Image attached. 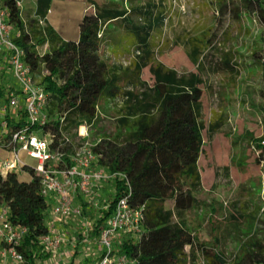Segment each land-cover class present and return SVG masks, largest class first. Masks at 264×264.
I'll list each match as a JSON object with an SVG mask.
<instances>
[{
  "label": "trees",
  "instance_id": "trees-1",
  "mask_svg": "<svg viewBox=\"0 0 264 264\" xmlns=\"http://www.w3.org/2000/svg\"><path fill=\"white\" fill-rule=\"evenodd\" d=\"M17 1L1 0L13 29L12 40L24 51L25 63L48 94L46 112L51 121L43 127V133H54L51 147L66 136L71 141L63 149L71 151L80 142V126L86 122L94 127L104 103L111 104L118 114L108 132L98 131L94 136L92 150L97 160L91 169L119 174L103 183L110 186L106 198L99 196L101 206L106 208L93 207L84 196H76L82 217L75 219L80 226L66 240L73 251L71 262L82 247L92 252L91 257L83 258H96V240L106 220L118 199L130 191V206L142 213L139 230L121 234L114 243V252L125 253L127 264H264V218L253 217V233L227 258L200 240L185 217L200 204L198 161L205 129L202 71L216 49L212 29V33L206 32L199 61L196 57L201 50L197 44H192L188 52L195 69L179 73L155 58L156 38L168 17L163 3L88 0L86 8L92 7L93 11L83 14L78 38L68 40L47 22L53 0H35L28 19L23 18ZM240 5L264 23V0H241ZM218 6L220 14L232 12L240 18L234 0H218ZM110 24L124 32L123 38L107 35ZM191 36L192 32L187 31L178 35L177 41L184 42ZM44 44L47 49L40 54L38 47ZM101 49L106 58L124 54L132 58L124 66L122 62L110 63ZM229 55L225 53L218 62L209 63L213 73L237 72ZM146 68L151 82L142 79ZM14 88L0 86V105ZM260 95L264 98V88ZM1 120L6 126L4 129L0 123V133L7 137L29 126L23 106L1 116ZM256 150L257 162L264 163V144L256 141ZM24 169L30 174L27 181H21L16 172L0 174V206L8 209V221L14 227L25 230L15 246L22 261L3 260L0 256V264H43L51 258L40 240L49 232L46 220L51 201L41 194L39 177L31 168ZM9 247L0 240V252Z\"/></svg>",
  "mask_w": 264,
  "mask_h": 264
},
{
  "label": "rangeland",
  "instance_id": "rangeland-1",
  "mask_svg": "<svg viewBox=\"0 0 264 264\" xmlns=\"http://www.w3.org/2000/svg\"><path fill=\"white\" fill-rule=\"evenodd\" d=\"M240 2L234 0V5L239 6L240 18L237 19L232 12L226 16V12L220 14L218 0L154 1L163 3L168 10L161 35L156 38L155 54L156 60L167 67L179 73L194 70L195 65L188 57L192 44H197L201 50L196 57L199 61L205 49L206 32H214V56L205 61L202 71L205 129L203 152L198 161L202 183V189L197 193L200 204L185 217L200 240L214 246L227 258L253 233V217L264 218V163L257 162L256 150V141H264V98L260 95L264 88V23L256 13L252 14L250 10L248 13ZM88 4V0H53L49 22L63 38L75 40L83 14L93 11L92 7L86 8ZM21 6L23 18L28 19L35 8V0H22ZM41 24L45 25V22ZM187 31L192 32V36L184 42L177 41V36ZM123 33L115 24L108 26L110 37L123 38ZM46 49V44L38 47L40 54ZM101 52L106 58L105 51L101 49ZM225 53H230V62L236 63L237 72L213 73L209 63L218 62ZM131 58L132 55L124 54L119 58L108 55L106 59L110 63L122 62L124 66ZM9 66L5 63L0 70L12 80ZM142 79L151 82L147 68L142 72ZM9 83L17 86L13 80ZM116 117L118 114L111 104H102L95 126L89 127V142L95 141L98 131L108 132ZM208 128L213 130L212 133ZM79 132L84 133V127L79 128ZM19 156L29 165L36 163L22 151ZM17 176L21 181L30 179V174L25 171H17ZM109 191L110 186L103 184L99 196L106 198ZM67 221L68 224L63 223L66 232H61L66 240L80 226L75 219ZM66 240L60 252L63 246L69 245ZM63 258H58V263L67 264L68 259ZM52 259L43 264H55L50 263Z\"/></svg>",
  "mask_w": 264,
  "mask_h": 264
},
{
  "label": "built area",
  "instance_id": "built-area-1",
  "mask_svg": "<svg viewBox=\"0 0 264 264\" xmlns=\"http://www.w3.org/2000/svg\"><path fill=\"white\" fill-rule=\"evenodd\" d=\"M17 5L22 7V0H18ZM10 30L7 10L0 0V53H7L13 81L17 84L7 92L6 101L0 105V115L5 116L23 106L29 125L14 131L11 137L0 133V152L6 153H0V174L5 176L9 172H27L24 169L27 167L39 177L40 192L51 201L46 220L49 232L40 240L50 252L51 258H55L66 240L61 231L54 230L55 220L82 217V209L75 202L78 194L89 200L93 207L106 208L99 201L100 185L119 173L91 169L97 160V154L93 152L92 143L89 142L88 130L91 125L86 122L80 126L84 127V133L78 131L80 142L71 151L63 149L71 141L66 136L51 147L54 133H43V127L51 121L46 112L48 94L25 63L24 51L14 43ZM1 125L5 128L6 122L3 120ZM261 143L264 144V141ZM21 151L26 157L34 159L35 165H29L20 158ZM128 194L118 199L112 214L106 220V225L96 240V258L90 264L128 263L125 253L114 252L118 236L138 232L142 219L141 211L130 206ZM24 231V228L14 227L8 221V209L0 206V240L10 245L0 252L3 260L22 261L15 246L21 241Z\"/></svg>",
  "mask_w": 264,
  "mask_h": 264
},
{
  "label": "crops",
  "instance_id": "crops-1",
  "mask_svg": "<svg viewBox=\"0 0 264 264\" xmlns=\"http://www.w3.org/2000/svg\"><path fill=\"white\" fill-rule=\"evenodd\" d=\"M47 22L51 25V23L49 22L48 16H47ZM12 34L13 33L11 32V35ZM6 55H7V53H5V52H1L0 53V68L2 67L3 64L9 63L8 56H6ZM10 79H11V77H6V74L1 72V70H0V86H4V87L10 86L11 84L9 82H11L13 80V78H12V80H10ZM2 153L6 154L5 152H2ZM101 185H103V184H101ZM64 222H67V224H68L67 220H55V222H54V230L57 231V232L60 231V230H63V228H64L63 223ZM79 251H81L79 256L75 257L74 261L71 262V260H73V258H72L73 256H71L73 251H71L69 246H65V247L63 246V248H61V252H60V249H59L58 256L53 258L50 263L54 262L55 264H61L60 262L58 263V261H59L58 258L60 259V258H63V256H64V257H66L68 259V261H66L67 264H71V263L72 264H90L92 261L91 260H87V259H85L83 257L84 256L91 257L92 252L87 247H82V249H80ZM62 264H66V263H62Z\"/></svg>",
  "mask_w": 264,
  "mask_h": 264
}]
</instances>
